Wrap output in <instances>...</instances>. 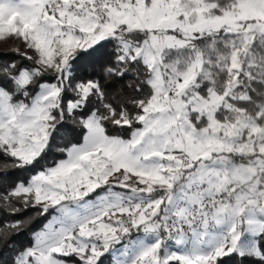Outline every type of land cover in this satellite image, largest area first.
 I'll list each match as a JSON object with an SVG mask.
<instances>
[{
  "label": "snow or ice",
  "instance_id": "6c2138e0",
  "mask_svg": "<svg viewBox=\"0 0 264 264\" xmlns=\"http://www.w3.org/2000/svg\"><path fill=\"white\" fill-rule=\"evenodd\" d=\"M8 38L0 264H264V0H0Z\"/></svg>",
  "mask_w": 264,
  "mask_h": 264
},
{
  "label": "trees",
  "instance_id": "16d2710c",
  "mask_svg": "<svg viewBox=\"0 0 264 264\" xmlns=\"http://www.w3.org/2000/svg\"><path fill=\"white\" fill-rule=\"evenodd\" d=\"M12 58H18L16 57V54L12 52L10 49H0V59H12ZM26 62V61H25ZM57 143H61V141L58 139ZM18 175L21 178H26L27 174L26 173H18ZM0 191H3V189H0ZM26 215H33V213L29 212L26 213ZM26 215H9L7 211L3 210L0 208V227H3L6 221H12L16 219H25ZM43 221L40 223H35L33 226H29V228L25 229L22 235L15 237L12 239V243L16 245H28L31 240V232L37 230ZM0 249H2L5 253V255L8 254L7 249L3 248V245H0Z\"/></svg>",
  "mask_w": 264,
  "mask_h": 264
},
{
  "label": "rangeland",
  "instance_id": "374dc122",
  "mask_svg": "<svg viewBox=\"0 0 264 264\" xmlns=\"http://www.w3.org/2000/svg\"><path fill=\"white\" fill-rule=\"evenodd\" d=\"M16 45V41L12 38H8L7 41H0V49H12ZM20 48L23 50V44L21 43Z\"/></svg>",
  "mask_w": 264,
  "mask_h": 264
}]
</instances>
